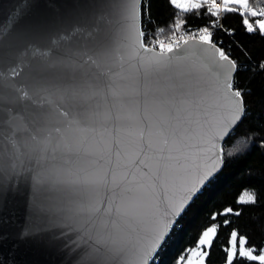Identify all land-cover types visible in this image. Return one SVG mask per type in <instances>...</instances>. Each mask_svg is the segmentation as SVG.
Returning <instances> with one entry per match:
<instances>
[{"label":"water","instance_id":"water-1","mask_svg":"<svg viewBox=\"0 0 264 264\" xmlns=\"http://www.w3.org/2000/svg\"><path fill=\"white\" fill-rule=\"evenodd\" d=\"M20 2L0 0V20ZM23 2H30L32 6L31 13L22 21L27 37L15 41L14 45L10 43V37L0 43V70L5 73L0 81V132L3 133L0 139L12 135L14 126L9 121L13 115L22 114L29 127L34 128L32 122L43 104L52 113L44 124L51 131V144L38 159L25 161L26 167L32 168L34 174L45 169L90 175L107 172L108 190L100 196H107L114 205H119L122 200L131 202L133 197L139 202L160 203L175 173L193 171L196 165L203 163L195 155L201 147L202 128L216 124L221 116L231 115L233 104L225 101L223 92L219 90L230 66L218 61V55L211 46L190 40L166 68L145 76L139 57L130 58L133 39L121 38L119 16L109 13L103 19H96L95 13L101 11L92 7L96 0ZM103 11L108 12V9ZM77 26L78 30L73 31ZM108 27L117 39L113 44V55L102 69L108 73L106 86L99 94H89L82 106V110L92 114L85 122L87 130L83 133L72 131L61 137L55 128L63 129L66 121L47 103L46 98L35 96L29 88L26 90L31 99H20L23 94L21 85L29 82L30 76L38 75L44 63L40 55H34L30 50L21 56V50L30 45L38 46L49 61H55L59 55L62 64L56 74L70 86L89 71L76 49L89 44L97 30ZM132 35L134 37V33ZM140 55L147 59L150 54ZM17 65L22 68V73L14 77L8 69ZM161 127L163 136L158 134ZM16 135L28 136L23 125ZM165 137L169 145L176 141L179 150L170 151L169 147L163 146ZM224 141H217L221 148ZM149 142L151 148L148 147ZM3 146H9L7 139H4ZM138 152L141 153L139 156L136 155ZM179 194L177 190L176 195ZM66 195L63 186L41 184L34 188L23 181L18 186L13 182L7 190L0 188V264H85L90 258L86 252L91 254V258L102 257L90 248L81 247L78 233L72 228L52 219L51 212L61 205ZM168 195L172 192L169 191ZM163 208L161 204V210ZM178 218H173L170 233ZM112 219L116 220L115 215ZM26 222L34 233L27 238L23 235ZM98 235L99 228L93 233V239Z\"/></svg>","mask_w":264,"mask_h":264},{"label":"snow or ice","instance_id":"snow-or-ice-1","mask_svg":"<svg viewBox=\"0 0 264 264\" xmlns=\"http://www.w3.org/2000/svg\"><path fill=\"white\" fill-rule=\"evenodd\" d=\"M166 3L170 8L177 9L181 13L196 12L205 17L208 23L193 31L190 26H187L186 20L177 18L173 13L170 24L163 27L157 26L155 32H148L143 27L142 17L147 16L150 23L154 22L150 15V4L146 3V0H96L92 5L101 9L95 13L96 19H103L109 13L119 16L121 38L133 39L130 58L139 57L145 76L166 68L173 57L179 56L182 48L188 45L190 40L193 43L211 46L218 55V61L226 62L230 66V72L224 76L219 90L223 92L225 101L232 102V113L227 117L221 116L211 127L202 128L201 147L195 155L203 163L196 165L193 171L175 173L165 192L164 200L160 203L139 202L133 197L130 198L131 202L122 200L119 205H114L107 196H100L102 192L108 190L107 172L90 175L60 169H45L42 173L34 174L32 168L26 167L25 161L32 158L38 159L51 144V131L44 124L50 119L52 113L46 110L43 104L40 105V111L32 122L35 125L34 128L29 127L22 114L13 115L9 121L10 125L14 126L13 133L10 137L4 138L8 140L9 146H3L4 139H0V188L7 190L13 182L18 186L21 181L31 184L34 188L41 184L63 186L67 195L61 205L51 212V217L53 220H59L61 225L77 232L81 247L90 248L94 253L102 254L101 258H91V254L86 252V256L90 258L85 261V264H152L157 252L170 234L174 224L173 218H178L182 214L206 181L222 166L223 149L217 141L225 140L247 113L244 102L245 92L236 87V79L231 73L248 69L231 58V44L225 48L223 37L215 39L214 37L217 32L230 38L234 37L235 30L223 24L227 14L238 16L241 27L246 33L264 36V0L260 7H255L252 0H166ZM103 9H108V12ZM31 11V3L25 4L21 0L8 16L0 20V43H3L6 37H10V43L14 45L15 41L27 37L28 32L23 28L22 21ZM78 28L79 26L73 31ZM182 28L185 35L179 34ZM116 39V35L108 27L97 30L96 36L89 44L76 49L83 62L88 65L89 71L83 74L79 82L70 86L60 80L56 74L58 66L62 64L59 55L55 61H49L43 56V50L38 46L30 45L21 50V56L23 52L30 50L34 55H40L44 63L41 64L42 70L38 75L30 76L29 82L21 85L20 90L23 94L20 99H31L26 90L29 88L35 96L46 98L47 103L66 121L63 129L55 128V132L61 137L67 136L72 131L85 132L87 130L85 122L92 114L82 110V106L89 94H99L106 86L105 77L108 73L102 69L113 55V44ZM232 42L243 51L242 46L234 39ZM141 53L150 55L146 59L140 55ZM245 55L247 56V53ZM248 59L251 60V57ZM252 68L256 74L264 73V60L256 62ZM8 71L12 76L18 77L21 76L22 68L17 65L9 68ZM4 76L5 73L0 70V81ZM21 125H23V131L28 134L26 138L16 135L21 131ZM158 134L164 135L162 127ZM0 137H3L2 132ZM162 145L169 147L170 151L179 150L176 141H172L169 145L167 137L163 139ZM261 146L264 147V142ZM148 147H152L150 142ZM160 151H163V147ZM140 154L138 152L136 155ZM140 163L144 164V161ZM112 183L116 184L115 178ZM177 190L180 193L179 196L176 195ZM169 191L172 195H168ZM98 196H100L99 200H97ZM256 202L255 193L248 195L247 200L238 201L240 204L253 205ZM161 204L164 205L163 210H161ZM45 215L47 216L48 213ZM114 215L116 220L112 219ZM240 215L241 210L230 206L224 207L221 212L214 213L211 223L202 230L195 241L196 247L185 249L176 258V264H193V257L198 264H205L221 227L217 217H223L222 224L226 227L232 223L230 217ZM98 228L99 235L97 239H93V233H96ZM23 235L26 238L34 235L31 225L27 222L23 226ZM221 248L224 252V264H236V258L244 261V264H255V262L264 264V248L257 250L255 246L248 247L247 236L241 235L238 229L233 228L228 233L227 241L221 245Z\"/></svg>","mask_w":264,"mask_h":264},{"label":"trees","instance_id":"trees-1","mask_svg":"<svg viewBox=\"0 0 264 264\" xmlns=\"http://www.w3.org/2000/svg\"><path fill=\"white\" fill-rule=\"evenodd\" d=\"M146 3L150 4V15L154 22L150 23L147 16L142 17L143 27L148 32H155L157 26L170 24L173 13L177 18L186 20L191 29L208 23L205 17L196 12L185 14L170 8L166 0H146ZM252 3L255 7L262 6V0H252ZM223 24L235 30L234 37L220 32L218 35L223 37L226 44L232 45L231 58L248 69L234 74L236 87L245 92L247 113L223 143L224 162L221 170L178 218L152 264H176V258L185 249L196 247L195 241L211 223L212 215L229 206L241 210V215L230 217L232 223L226 227L222 224L223 217H217L221 227L205 264H224L221 245L227 241L228 233L233 228L247 236L248 247L255 246L257 250L264 248V147L261 146L264 142V73L256 74L252 68L253 64L264 60V36L246 33L239 17L234 14H227ZM233 39L242 46L243 51L232 42ZM253 193L257 196L256 204L238 203L240 199L247 200L248 195ZM236 264H244V261L236 258Z\"/></svg>","mask_w":264,"mask_h":264},{"label":"built area","instance_id":"built-area-1","mask_svg":"<svg viewBox=\"0 0 264 264\" xmlns=\"http://www.w3.org/2000/svg\"><path fill=\"white\" fill-rule=\"evenodd\" d=\"M196 29H198V28H195V29H192V30L195 31ZM179 34H180V35H185L184 30H183V29L179 30ZM218 34H219V32L216 33V37H214V39L217 38V37H221V36L218 35ZM222 34H223V33H222ZM161 38H163V37H161ZM186 38H187V36H186ZM223 45H224L225 48H227V46H228V44H226V43L224 42V39H223ZM155 258H156V257H155Z\"/></svg>","mask_w":264,"mask_h":264},{"label":"rangeland","instance_id":"rangeland-1","mask_svg":"<svg viewBox=\"0 0 264 264\" xmlns=\"http://www.w3.org/2000/svg\"><path fill=\"white\" fill-rule=\"evenodd\" d=\"M193 264H198V261L196 260L195 257H193Z\"/></svg>","mask_w":264,"mask_h":264}]
</instances>
